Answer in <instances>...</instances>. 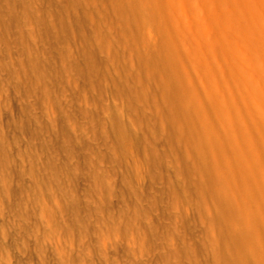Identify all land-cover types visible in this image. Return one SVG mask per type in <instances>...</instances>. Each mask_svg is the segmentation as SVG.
I'll list each match as a JSON object with an SVG mask.
<instances>
[{
  "label": "rangeland",
  "instance_id": "374dc122",
  "mask_svg": "<svg viewBox=\"0 0 264 264\" xmlns=\"http://www.w3.org/2000/svg\"><path fill=\"white\" fill-rule=\"evenodd\" d=\"M235 2L0 0V264H264V16Z\"/></svg>",
  "mask_w": 264,
  "mask_h": 264
},
{
  "label": "bare ground",
  "instance_id": "6f19581e",
  "mask_svg": "<svg viewBox=\"0 0 264 264\" xmlns=\"http://www.w3.org/2000/svg\"><path fill=\"white\" fill-rule=\"evenodd\" d=\"M238 6H239V10L240 12H248V14H250L252 16V19H255V21H261L263 19V14L262 12H260L261 10H263L261 7L259 10L255 11L254 9H250L247 7L246 5V1H241V0H236ZM235 2V5H236ZM262 7L264 8V0L261 1ZM255 11V12H254Z\"/></svg>",
  "mask_w": 264,
  "mask_h": 264
}]
</instances>
